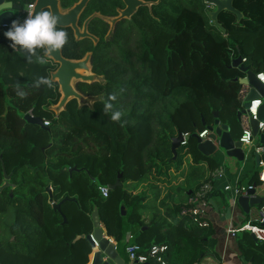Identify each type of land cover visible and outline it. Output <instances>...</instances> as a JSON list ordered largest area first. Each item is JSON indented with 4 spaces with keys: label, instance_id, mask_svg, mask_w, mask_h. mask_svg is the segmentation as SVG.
<instances>
[{
    "label": "trees",
    "instance_id": "16d2710c",
    "mask_svg": "<svg viewBox=\"0 0 264 264\" xmlns=\"http://www.w3.org/2000/svg\"><path fill=\"white\" fill-rule=\"evenodd\" d=\"M144 1L153 5L121 20L112 32L103 19H92L88 32L97 44L77 40L71 28H63L68 37L63 56L80 61L91 54L92 72L100 81L78 82L77 91L90 103L74 99L60 113L52 109L61 99L58 83L51 81L58 66L42 50L31 55L11 47L3 35L9 27L0 29V157L11 175L10 186L0 193V264H88L92 246L86 237L94 231L95 210L126 262L132 244L140 246V253L167 246L168 264H198L207 255L214 230L181 211L189 192L193 195L210 180L211 195L226 197L217 187L222 179L211 175L224 168L225 175L236 178L240 162L225 155L204 157L193 136L206 129L203 121L214 125L215 113L222 124L241 129L239 91L246 74L233 61L241 57L252 73L264 72V0H234L243 19L238 23L234 14L220 13L224 32L213 24L214 8L204 0ZM12 2L25 9L36 0ZM78 2L60 0L63 10ZM123 7L122 0H91L80 26L95 13L116 17ZM41 77L49 84L40 83ZM117 111L120 118L113 121ZM28 113L48 121L49 131L28 124ZM179 133L190 138L173 161L171 140ZM188 158L196 171L171 190L184 201L175 202L169 194L165 213L157 209L150 220L144 219L146 194H134L138 186L152 179L155 190L156 175L168 178ZM250 158L255 162L254 152ZM260 173V166L246 171L245 185L255 186L264 198ZM120 175L121 186L112 189ZM194 176L197 185L185 188ZM4 183L0 161V187ZM100 186L109 188L108 197ZM60 203L59 212L54 205ZM80 236L85 238L75 242ZM236 238L246 260L264 264V242L250 233Z\"/></svg>",
    "mask_w": 264,
    "mask_h": 264
},
{
    "label": "water",
    "instance_id": "95a60500",
    "mask_svg": "<svg viewBox=\"0 0 264 264\" xmlns=\"http://www.w3.org/2000/svg\"><path fill=\"white\" fill-rule=\"evenodd\" d=\"M123 1L127 7L121 12L119 17L111 19L105 18V20L111 24L110 32L113 31L115 25L121 20L131 19L139 8L150 7L152 5L150 2H144L142 0ZM2 2L3 0H0V3ZM89 2L90 0H80L72 8L63 10L60 0H39V3H35L36 7L33 9V14L41 11L42 9L51 10L58 17L59 27L71 28L74 31L77 39L89 38L93 40L95 44H97L98 39L88 32V25L90 21L98 15H93L88 20H86L83 29L79 27V19ZM204 2L214 8V10L210 13V17L213 24L221 29L222 32L225 30L219 24L218 16L223 11L234 14L237 17L238 23L243 19V14L239 10L235 9L233 5L234 0H204ZM23 11L24 9L20 5L14 4L11 8L4 7L2 11H0V28L10 27L11 21L17 20L19 16L17 14H22ZM47 58L52 60L58 66L57 70L51 74V81L58 83L59 91L61 93L60 102L55 107L58 113L63 111L66 105L74 99L77 100L81 105L87 104L86 102L89 98L83 96L81 93H79V91H77L75 83L81 82L92 84L100 81V77L92 72L91 54H87L83 60L75 61L65 58L62 54V50L60 49L48 54ZM233 67L239 68L243 73L246 74V78L241 79L240 84L249 85L252 88L246 97L245 104L243 105L244 109H248L250 101L254 99L262 98L264 100V86L256 78V75L249 70V67L243 64L241 57H238L233 61ZM244 112L245 111H243V113ZM215 117L216 121L213 126H206L205 121H203V125L210 132L206 139L202 140L199 138L198 134L193 136L197 141L198 151L207 158L220 153L221 156L225 155L227 157L236 159L240 163H244L247 160V156L243 144L239 141V139H236L232 136L230 126L220 122L219 113H215ZM240 117L241 113L239 112L237 115L239 122ZM24 120L28 124L39 126L43 130L49 131V127L44 125L42 119L34 117L30 113L25 114ZM259 120L264 121V101L262 107L259 110ZM251 128L253 130L254 136L259 140L260 144L264 145V131L259 133L258 122L252 121ZM183 141L184 138L182 133H179L177 137L172 138L171 152L173 154V161L177 159L178 150L181 148ZM260 160V156L255 153V162L257 167H259ZM0 161L2 164L5 180V183L0 187L1 193L3 189L10 186L11 175L7 174L2 157H0ZM121 177L122 175L119 176L117 183L112 187V189L121 186ZM48 192H51L50 188H48ZM229 200L230 198L228 197V201ZM263 203L264 198L257 196L255 189L249 190L246 195L240 196L237 199V204L244 210L246 214L250 212L252 207H259ZM61 204L62 203L54 205V209L60 212ZM230 209L231 208H229L227 211L228 217L231 215ZM122 213L125 215L124 207L122 208ZM92 220L94 225V231L92 235L94 239L99 242L100 248L94 251L91 258V264H125V261L119 257L115 244L103 237L100 217L97 210L93 212ZM64 221H67L65 217ZM82 238H85V236L77 237L75 242ZM86 238L90 242L91 246H93V240L91 236H87Z\"/></svg>",
    "mask_w": 264,
    "mask_h": 264
},
{
    "label": "crops",
    "instance_id": "0c3cea01",
    "mask_svg": "<svg viewBox=\"0 0 264 264\" xmlns=\"http://www.w3.org/2000/svg\"><path fill=\"white\" fill-rule=\"evenodd\" d=\"M21 15V14H17ZM1 29V28H0ZM242 130H233L231 128V134L234 138L239 139L238 137L241 136ZM248 159V156H247ZM188 162V164H187ZM246 162V161H245ZM244 163H240L239 170H240V180H242L243 185H247L248 179L244 178V174L246 173V166ZM253 163V168L257 167L256 162ZM206 167V163L199 165V167ZM191 170V172H190ZM218 170V169H217ZM250 170V169H249ZM196 170L192 163L191 158H188L182 168L179 171L175 169L171 170L170 177H160L159 182H155L157 186L155 190L150 187L149 185H145V188L142 192H145L146 199L144 202V210L142 212V217L146 220H150L154 212L158 209L161 213H165L166 207L164 204L167 196L170 194L175 197V202L181 203L184 200H180V196L178 193L171 191L173 187L178 186L182 182H184L189 174L194 173ZM197 172L195 175H197ZM194 183L193 185H197L199 180H196V176L193 177ZM236 178L230 177L227 174L225 178L217 184L219 190L224 191V187L226 185H233ZM189 183V182H188ZM185 184V188L189 187V184ZM245 185V186H246ZM255 187V186H253ZM256 190V195L259 196V193ZM138 193V189L134 192V194ZM226 197L222 198L219 197L216 193V196H210V208L206 211V216L204 217L205 220L208 222L210 227L214 230V235L211 237L209 241V248L207 255L198 263V264H252L251 261L245 259V257L241 254L239 249V243L236 237H233L228 234V228H239L244 224H247L250 221H253L257 218L259 210L264 206V203L261 204L259 207H252L250 212L246 214L244 210L236 203H234L231 193L225 192ZM189 195L192 196V192H189ZM228 197L230 200L228 201ZM260 197V196H259ZM168 203V202H167ZM171 203V202H170ZM178 203V204H179ZM185 203V202H184ZM231 208V215L227 216L228 209ZM101 229L103 231V237L107 238L110 242L114 243L117 249V243L111 237H109L106 233V230L101 224ZM130 238V237H129ZM119 257H121L125 264H131L129 261L126 262L125 258L119 253L117 250ZM93 256V255H92ZM92 256L89 257V261L92 262ZM136 264V263H135ZM150 264V263H149Z\"/></svg>",
    "mask_w": 264,
    "mask_h": 264
},
{
    "label": "built area",
    "instance_id": "2783aa9c",
    "mask_svg": "<svg viewBox=\"0 0 264 264\" xmlns=\"http://www.w3.org/2000/svg\"><path fill=\"white\" fill-rule=\"evenodd\" d=\"M30 6H28L22 13L24 19L27 17V12L29 10H33L30 9ZM242 62L245 65L246 59H243ZM255 75L260 83L264 86V72ZM244 78H246V76ZM251 89V86L242 84V88L239 91V99L242 101L243 105L245 104L246 97L248 96ZM263 101L264 100L262 98L254 99L250 101L248 109H244V107H242L240 111V125L242 133L239 141L244 146L246 156L250 155L252 150H254V152L259 155L260 158L264 153L263 145H261L259 140L254 136L253 130L251 128V122L256 121L258 122L259 133L264 131V121L259 120V110L263 105ZM243 111L245 112L243 113ZM44 125L49 126V122L44 121ZM209 134L210 132L205 129L199 133L198 136L204 140ZM183 138L184 141L181 144V147L188 144L190 137L188 134H183ZM259 166L261 167L260 179L264 180V161L262 159L260 160ZM211 176L212 178L223 180L225 178L224 168H219L218 170L214 171ZM99 189L104 197H108V187L100 186ZM252 189H254V187L251 185L245 186L241 184L240 174L236 177L233 185H226L224 187L225 192L231 193L234 203H236L240 196L246 195V193ZM213 190L214 184L212 180L204 183L192 196H190L188 202L181 211V216L189 217L193 223L199 225L200 227H209L210 225L204 217L206 216L207 209L210 208V196ZM227 231L228 234L233 237H236V235L239 233H250L257 241L264 242V206L259 210L258 216L255 220L250 221L239 228L229 227ZM90 236L93 240L92 253L90 255L92 256L94 251L100 248V245L99 242L94 239L92 234ZM140 250V246L134 244L127 247L126 252L129 256V261L131 264H149L150 262H155L156 264H168L167 256L169 254V248L167 246L154 245L145 253H140ZM88 264H91V260Z\"/></svg>",
    "mask_w": 264,
    "mask_h": 264
},
{
    "label": "clouds",
    "instance_id": "9594fccd",
    "mask_svg": "<svg viewBox=\"0 0 264 264\" xmlns=\"http://www.w3.org/2000/svg\"><path fill=\"white\" fill-rule=\"evenodd\" d=\"M37 3H39V0H36ZM36 4L31 5L30 9H35ZM13 5L12 0H3L0 3V11L4 7L11 8ZM33 12V10H29L23 22L12 20L8 30L3 33L12 42L11 47L19 46L31 55H35L37 50H42L44 56L62 49L67 43L68 37L66 31L58 26V17L53 11L47 9H42L35 14ZM31 55L29 60H31ZM36 58L40 63L45 62L41 56ZM39 82L49 84V81L44 77H41ZM19 95L23 96L24 94L19 93ZM120 115L118 111L113 112L111 119L113 121L119 120Z\"/></svg>",
    "mask_w": 264,
    "mask_h": 264
},
{
    "label": "rangeland",
    "instance_id": "374dc122",
    "mask_svg": "<svg viewBox=\"0 0 264 264\" xmlns=\"http://www.w3.org/2000/svg\"><path fill=\"white\" fill-rule=\"evenodd\" d=\"M17 20L20 21V22H23V20H24V16H23L22 14L19 15L18 18H17ZM75 84H77V83H75ZM87 102L90 103V99H87ZM55 107H56V106H54L52 109H53V111H55L56 113H58V111H57V109H55ZM178 151H179L180 154H182L183 149H179ZM253 152H254V150H252V151L250 152V155H251ZM254 153H255V152H254ZM217 156H220V153L217 154ZM185 162H186V161H185ZM187 164H188V162H187ZM188 165H189V164H188ZM245 166H246V170H249V169H250V171H254V169H255V168H253V163H252V161H251V158L246 160V162H245ZM190 172H191V170H190ZM170 174H171V173L168 172L167 177H169ZM154 178H155V177H154ZM156 178H157V179H156L157 182H159V179H160L159 176L156 175ZM151 183L153 184L152 179H151L150 182H147L146 184L144 183V184L139 185V186H138V193H140V192H142V191L144 190L145 185H149L150 187H152ZM190 186H194V185L191 183V184H189V187H190ZM143 187H144V188H143Z\"/></svg>",
    "mask_w": 264,
    "mask_h": 264
},
{
    "label": "flooded vegetation",
    "instance_id": "af4514ba",
    "mask_svg": "<svg viewBox=\"0 0 264 264\" xmlns=\"http://www.w3.org/2000/svg\"><path fill=\"white\" fill-rule=\"evenodd\" d=\"M79 1H80V0H79ZM90 1H91V0H90ZM142 1H144V0H142ZM122 2H123L124 7H123V8H118V9H117V13H118V15H117L116 17H113V18H117V17H119V16L121 15V12L124 11V10L126 9L127 6H126L125 2H124L123 0H122ZM144 2H147V1H144ZM150 3L153 5L152 2H150ZM76 4H77V3H76ZM88 4H89V3H88ZM152 5H151V6H152ZM87 6H88V5H87ZM151 6H150V7H151ZM150 7H148V8H150ZM212 8H213V7H212ZM139 9H140V8H139ZM139 9H138V10H139ZM136 13H137V12H136ZM93 15H98L97 17L103 19V20H104L105 22H107V23H109V22L106 21L105 18H109V19H111V17H104V16H101V15L98 14V13H95V14H93ZM93 15H92V16H93ZM92 16H90V17H92ZM90 17H89V18H90ZM80 18H81V17H80ZM89 18H88V19H89ZM95 18H96V17H95ZM88 19H86V20H88ZM93 19H94V18H93ZM86 20H85V22H86ZM124 20H125V19H124ZM126 20H127V19H126ZM129 20H130V19H129ZM85 22H84V23H85ZM90 22H91V21H90ZM84 23H83L82 26H80V19H79V27H80L81 29H83V27H84ZM109 24H110V23H109ZM110 26H111V24H110ZM115 26H116V25H115ZM114 28H115V27H114ZM73 32H74V31H73ZM109 34H110V32H109ZM74 35H75V34H74ZM75 37H76V36H75ZM76 39H77V38H76ZM83 39H84V38H83ZM77 40H81V39H77Z\"/></svg>",
    "mask_w": 264,
    "mask_h": 264
},
{
    "label": "bare ground",
    "instance_id": "6f19581e",
    "mask_svg": "<svg viewBox=\"0 0 264 264\" xmlns=\"http://www.w3.org/2000/svg\"><path fill=\"white\" fill-rule=\"evenodd\" d=\"M82 73H84V72H82Z\"/></svg>",
    "mask_w": 264,
    "mask_h": 264
}]
</instances>
